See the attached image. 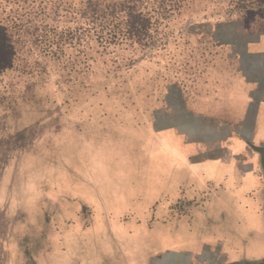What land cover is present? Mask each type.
<instances>
[{"label":"rangeland","instance_id":"1","mask_svg":"<svg viewBox=\"0 0 264 264\" xmlns=\"http://www.w3.org/2000/svg\"><path fill=\"white\" fill-rule=\"evenodd\" d=\"M232 1L195 0L169 30L181 48L192 49L194 35L212 37L219 23L252 25L264 18L260 0L239 3L251 5L244 15ZM89 53L93 65L70 86L54 67L47 83L6 74L12 96L22 98L15 106L0 104V264H150L163 238L166 250L187 254L215 240L230 259L221 264H264L256 196L217 164L184 161L183 139L173 131L155 133L150 123L111 116L110 107L137 81L114 62L115 54ZM169 94L170 102L180 101L176 88ZM97 102L106 110L95 109ZM246 107L240 96L229 116L242 120ZM258 127L264 130V117ZM25 153L40 161L23 160ZM190 165L199 174L185 172ZM192 183L205 191L194 205L186 199Z\"/></svg>","mask_w":264,"mask_h":264},{"label":"trees","instance_id":"2","mask_svg":"<svg viewBox=\"0 0 264 264\" xmlns=\"http://www.w3.org/2000/svg\"><path fill=\"white\" fill-rule=\"evenodd\" d=\"M194 3L195 0H0V104L15 106L22 98L12 96L13 86L5 80L7 73L31 80L40 76L41 83H47L44 80L50 79V69L54 67L68 77L70 86L76 82L72 80L74 75L93 65L89 52L95 51L98 58L116 55L114 62L137 81L133 79L134 84L125 92L130 93L126 100L114 101L113 107L106 100L112 109L110 115L151 124L158 114L173 112L183 106L188 94H195V80L217 55L212 37L193 34V48H181L169 30ZM234 3L237 15L251 8H241L239 3L244 0H233L231 5ZM260 4L264 6V0ZM228 15L231 17V12ZM165 48H169L168 54ZM154 51L163 52L155 55L158 59L148 58ZM178 59L185 60L179 64ZM173 88L178 90V102L169 101ZM95 109L106 110L102 102H97ZM103 127L111 130L107 125ZM28 158L36 155L25 153L23 160Z\"/></svg>","mask_w":264,"mask_h":264},{"label":"crops","instance_id":"3","mask_svg":"<svg viewBox=\"0 0 264 264\" xmlns=\"http://www.w3.org/2000/svg\"><path fill=\"white\" fill-rule=\"evenodd\" d=\"M212 33L217 55L195 80L192 88L195 94H188L183 106L161 116L162 124L166 125L155 129L159 120L154 118L151 127L155 133L171 130L183 139L181 146L185 149L181 157L184 161L196 166L200 162L217 164L218 170L234 179L238 186L247 187V194L255 195L261 208L257 210V216L264 219V205L259 196L261 174L253 164L249 148V143L264 141V130L258 127L264 117V18L252 25L219 23ZM240 96L246 100L247 107L242 120L238 121L234 119L235 114L229 116V109ZM184 167L189 169L185 170L189 174H199L192 171L195 166ZM194 185L191 184L193 190L186 196L192 205L205 192ZM165 243L163 238L160 245L157 244L162 247L161 254L151 256L150 264H221L230 261L228 256L219 254L220 246L215 240L212 246H194L199 247L195 254L166 250L168 244Z\"/></svg>","mask_w":264,"mask_h":264},{"label":"flooded vegetation","instance_id":"4","mask_svg":"<svg viewBox=\"0 0 264 264\" xmlns=\"http://www.w3.org/2000/svg\"><path fill=\"white\" fill-rule=\"evenodd\" d=\"M249 148L251 150V154H253V164L261 174L260 176L262 181L259 196L261 197L264 205V141L261 140L256 143H249Z\"/></svg>","mask_w":264,"mask_h":264},{"label":"water","instance_id":"5","mask_svg":"<svg viewBox=\"0 0 264 264\" xmlns=\"http://www.w3.org/2000/svg\"><path fill=\"white\" fill-rule=\"evenodd\" d=\"M166 122H167V121H166ZM164 125H166V124L164 123ZM164 125L162 124V121H159V122L155 125V129H156V128H161V127H163Z\"/></svg>","mask_w":264,"mask_h":264}]
</instances>
